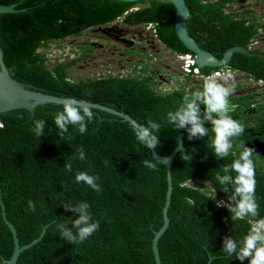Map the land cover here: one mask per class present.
<instances>
[{
  "label": "trees",
  "instance_id": "obj_1",
  "mask_svg": "<svg viewBox=\"0 0 264 264\" xmlns=\"http://www.w3.org/2000/svg\"><path fill=\"white\" fill-rule=\"evenodd\" d=\"M186 1L191 12L187 23L191 37L220 59L232 47L249 48L259 34L262 24L253 12L238 16L227 11L236 0ZM0 4H17L21 10L0 14V46L14 79L48 94L113 107L140 124L160 122L161 144L156 149L161 155L172 154L183 139L187 153L200 159H186L182 152L175 156L171 223L159 242L163 264H208L210 254L215 256L211 264H241L223 253L222 247L225 236L239 238L247 233V220L233 222L226 207L207 201L202 192L219 187L215 173L239 156L240 145H245L244 136H249L248 128L264 133V117L255 119L246 111L253 104L251 95L229 97L230 103L236 105L230 115L243 124L245 131L232 139L230 155L220 159L214 156L209 137L189 141L185 130H175L161 120V116L179 106L186 92H195L194 87L180 84L169 94H159L156 81L143 74H158V68L150 67L148 62L136 65L135 71L140 73L135 76L73 81L69 69L78 60L57 62L50 67L48 58L39 52L52 41L79 36L89 28L124 19L131 25L153 24L166 47L176 53H193L178 36L176 6L163 0H0ZM229 67L264 79L263 57L236 52ZM217 69L205 67L202 72L211 74ZM62 109L61 104L49 103L39 105L34 115L26 108L0 113V264H6L4 260L12 257L15 248L2 202L21 245L39 238L50 224L43 238L20 254L17 264H156L153 239L155 230L164 224L167 165L135 139L129 122L99 109H90L94 119L85 134L70 126L65 134L70 138L60 141L52 114ZM35 119L47 121L40 140L30 130ZM251 121L260 125L250 126ZM206 127L209 136H213L211 125ZM81 147L87 159L73 160V168L98 175L100 192L74 183V172L68 173L63 167ZM145 159L157 162V170L144 167ZM253 159L259 218H264V157L253 152ZM198 180L208 182L211 190L189 185ZM186 196L194 204L189 205ZM30 199L36 202L35 212L28 207ZM216 199L227 202L228 196L218 189ZM69 200L88 201L93 218L100 221L99 229L83 244H69L55 230V221L70 223L68 217L73 213L61 204ZM244 264H248L247 260Z\"/></svg>",
  "mask_w": 264,
  "mask_h": 264
},
{
  "label": "clouds",
  "instance_id": "obj_2",
  "mask_svg": "<svg viewBox=\"0 0 264 264\" xmlns=\"http://www.w3.org/2000/svg\"><path fill=\"white\" fill-rule=\"evenodd\" d=\"M220 75L219 72L209 75L203 82L202 90L190 94L186 92L179 106L161 116V120L175 130H185L189 141L209 137L214 156L224 159L230 155V150L233 148L232 139L240 137L245 128L241 122L230 115L236 107L230 103L229 99L234 89L219 83L217 77ZM230 77L231 73L228 72L223 79L227 81ZM52 115L54 124L59 130L57 135L60 141L70 138L65 135L69 133L70 126L78 130L80 134H85L88 131V124L94 119L93 111L88 106L77 103L74 98H67L63 109ZM46 124L47 121L44 119L32 121L30 130L38 140L44 137ZM207 124L211 125L213 136H209ZM0 127H3V124H0ZM131 127L135 139L152 153L153 149L160 146L162 127L160 122L149 120L146 125L133 123ZM240 148L239 156L233 159L231 164H223L221 171L215 173V181L219 187L212 189L211 192H202V195L207 197V201H215L217 207H226L233 222L247 220L249 224L247 233L242 237H224L223 253L239 260L241 264H244L246 260L248 264H264V218H259L260 205L256 196L255 179L256 164L252 148L243 143ZM77 159L80 161L87 159L83 147L72 153L71 160H66L63 165L65 171L74 172V183L87 185L95 192H100L102 185L98 182L100 179L98 175L91 174L90 170H74L72 161ZM143 166L153 171L158 167L157 162L149 159L143 161ZM184 186L181 184V187ZM218 189L227 194V202L216 199ZM185 200L189 205L194 204L191 197L186 196ZM61 204L66 211H71L73 216L68 217L70 223L55 221L56 232L69 244H83L100 227V221L93 218L91 204L86 200L76 202L69 200ZM28 207L35 212L36 202L30 199Z\"/></svg>",
  "mask_w": 264,
  "mask_h": 264
},
{
  "label": "rangeland",
  "instance_id": "obj_3",
  "mask_svg": "<svg viewBox=\"0 0 264 264\" xmlns=\"http://www.w3.org/2000/svg\"><path fill=\"white\" fill-rule=\"evenodd\" d=\"M227 11L238 16L246 15L245 11L254 13L256 21L262 25L253 42L258 43L264 50V0H236L233 5L227 7ZM115 22L124 31L126 40L108 36L97 26L87 29L79 36L52 41L48 46L39 49V52L48 58L50 67L57 62L78 60L69 69L73 81L96 79L99 74L109 72L113 75H136L140 73L135 71L136 65L139 62H148L150 67L158 68V72L166 78L171 76L177 79L179 86L183 84L187 88L194 87L196 91L202 90L204 80L182 76L174 52L159 40L153 28L150 29L148 25L132 26L124 23L122 19ZM90 47L94 48L93 52L87 51ZM218 82L233 88V96L251 94L253 99L264 107V88L261 89V84L252 76L237 71L232 73L227 81L220 79ZM251 113L255 117L264 116V108L259 111L253 107ZM189 185L202 191L211 190L210 184L203 180Z\"/></svg>",
  "mask_w": 264,
  "mask_h": 264
},
{
  "label": "water",
  "instance_id": "obj_4",
  "mask_svg": "<svg viewBox=\"0 0 264 264\" xmlns=\"http://www.w3.org/2000/svg\"><path fill=\"white\" fill-rule=\"evenodd\" d=\"M123 1L135 2V1H140V0H123ZM163 1L171 2L176 6V9H177L176 30H177L178 36L181 39V41L185 44V46L196 55L198 65L202 69L205 67H214V68L228 67L236 52H241L248 56L264 57V54L255 53L250 48H246L244 46H235V47L228 49L222 59L218 58L213 53L201 48L200 45L197 43V41L193 37H191L189 30H188V24H187L188 19L191 16V12L187 5V1L186 0H163ZM16 7H17V4H11V5L0 4V14L15 13V12L21 11L17 9ZM206 56L212 58V60H209V61L204 60ZM67 98L68 97H65V96H56V95L45 93L42 90H39L37 87H35L32 84L23 83V82H20L14 79L11 76L10 71L5 63L4 50L0 46V113L9 112L15 109L26 108L30 110L31 113L34 115L36 108L39 105H46L49 103L63 105ZM75 101L79 104L88 106L90 109H99V110L106 111L110 114L120 117L123 121L129 122L131 125L133 123H139L136 119H134L128 113L117 110L113 107L103 105L100 103L90 102L86 99H75ZM247 147L252 148L253 152L264 157V141L255 140L254 142L248 143ZM152 151L154 153L153 154L154 157L157 160L167 165L168 190H167V196H166V203L163 208L164 224L160 228V230H155V236L153 239V252L155 255L156 264H163L161 254H160V249H159V242L162 236L168 230L170 223H171V219L169 216V209L172 203V196L174 192V183H173V175H172L173 162H174L175 156L179 152H182L184 158L186 159L197 158V157H196V154L187 153V148L183 144V139H181L180 144L172 152V154L168 156L161 155L157 151V149H153ZM159 158L163 160H160ZM2 208H3L4 219L12 232L14 243H15V248H14L12 257L9 260L5 259L4 263L17 264L20 254L26 249H29L33 245L38 243L45 235L46 230L50 224L44 227V230L39 238L35 239L29 244L21 245L19 237H18L17 229L15 225L7 218V215L5 212V204L3 202H2ZM214 258L215 256L210 254L208 264H211Z\"/></svg>",
  "mask_w": 264,
  "mask_h": 264
},
{
  "label": "built area",
  "instance_id": "obj_5",
  "mask_svg": "<svg viewBox=\"0 0 264 264\" xmlns=\"http://www.w3.org/2000/svg\"><path fill=\"white\" fill-rule=\"evenodd\" d=\"M121 20V19H118ZM148 26L154 29V32L156 34V29L153 24H148ZM157 35V34H156ZM158 37V36H157ZM175 58L177 62H179L180 66V71L182 72V76H187L189 78H194L197 80H205L209 75L214 74L219 72L221 75L217 77V80L222 79L223 76L229 72V68H219L215 72L211 74H205L202 72V68L198 65V61L196 58V55L194 53H176L174 52ZM128 74L127 76H129ZM144 75H150L157 83V91L159 94L166 95L169 94L179 87V81L177 79H174L171 76H164L162 73L154 74V73H149V74H144ZM107 76H120V77H126L125 75L121 74H112V72L109 73H101L99 74L98 78H104ZM135 76V75H131ZM166 78V79H165Z\"/></svg>",
  "mask_w": 264,
  "mask_h": 264
},
{
  "label": "flooded vegetation",
  "instance_id": "obj_6",
  "mask_svg": "<svg viewBox=\"0 0 264 264\" xmlns=\"http://www.w3.org/2000/svg\"><path fill=\"white\" fill-rule=\"evenodd\" d=\"M122 21L124 23H126L124 19H122ZM115 23L116 22L113 21V22H111L109 24L101 25V26H98V27H100V30H102L104 32V34H106L108 36L116 37V38H119V39H122V40H126L127 37H125L126 35H125L124 31L122 30V28H120V25L119 24H115ZM126 24H128V23H126ZM129 25H131V24H129ZM249 48L253 52H255V53L264 54V50L260 46H258V43L252 42L250 44V47ZM259 51H261V52H259ZM228 68L230 69L229 72L231 74L238 71V70L232 69L229 66L228 67H225V69H228ZM241 73L244 74V75L252 76L251 74L246 73V72H241ZM252 78L255 79V80H257L261 84V86H260L261 89L264 88V79H256L254 76H252ZM248 95H251V94H248ZM239 96H245V95H239ZM250 99L253 101V104H252V107L250 109H247L246 110V111H248V113L252 114L251 113V110H252L253 107H255L256 109H259V111H262L263 110L264 107L261 105V103H258L256 101V99H253V96H251ZM263 117L264 116H259V117H255L254 116L255 119H260V118H263ZM259 125H260V123L258 121H251V123H250V126H256V127H258ZM247 130L249 131V136H246V135L244 136V138H245V142L244 143H245L246 146H247L248 143L254 142L255 140L264 141V133L262 131H256L253 128H248Z\"/></svg>",
  "mask_w": 264,
  "mask_h": 264
},
{
  "label": "bare ground",
  "instance_id": "obj_7",
  "mask_svg": "<svg viewBox=\"0 0 264 264\" xmlns=\"http://www.w3.org/2000/svg\"><path fill=\"white\" fill-rule=\"evenodd\" d=\"M204 60H212V58H210V57H208V56H206L205 58H204Z\"/></svg>",
  "mask_w": 264,
  "mask_h": 264
}]
</instances>
